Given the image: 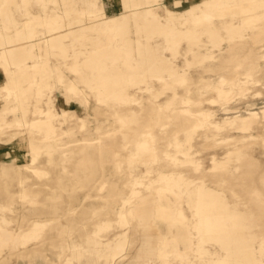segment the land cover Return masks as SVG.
Returning a JSON list of instances; mask_svg holds the SVG:
<instances>
[{"label":"rangeland","instance_id":"1","mask_svg":"<svg viewBox=\"0 0 264 264\" xmlns=\"http://www.w3.org/2000/svg\"><path fill=\"white\" fill-rule=\"evenodd\" d=\"M138 2L143 13L150 6L164 21L173 19L178 22L183 19L181 12L187 14L193 9L198 13L202 10L209 11L211 20L219 25L221 22L231 20V12L234 10L236 16L234 20L244 22L242 25L245 33L255 31L252 29L254 27L251 28L254 22H258V26L259 23L261 26L264 25V2L253 9H245L240 7V4H236L235 8H231L232 10L226 5L216 8L208 0H138ZM123 4L127 6V3L119 0H76V4L73 0H0V33L9 38H15V31L21 30L22 39L28 41L27 49L33 48L36 54L35 59L31 60L32 63L33 61H37L38 64L46 63L52 68L61 64L63 70L60 82L55 74L49 77L47 73H44L42 67L34 73L35 76L32 74L28 78H21L17 67L9 66V75H15L20 83V89L17 90L19 95L16 97L15 89L11 88L12 91L9 92L6 88L7 76L0 66V118L4 116L5 121L9 122L2 123L0 119V127H4L0 130V203L7 205L4 215L18 221L13 228L14 232L8 246L0 248V264H109V259L103 257L104 251L100 243L114 239L117 232H122L118 223H114L109 230L105 229L101 234H95L93 242H89L86 236H91L98 224L108 216H111L112 221L117 219L115 213L112 212L110 215L114 202L112 189L130 179L131 174L144 175L145 166L142 163L131 171L128 164V150L122 142L127 139L134 140L131 138L133 131L130 132V129L122 131V125L123 119H126L129 120L128 123L134 128L133 130L141 131L144 128L141 124H145L152 114L149 105L153 102L156 103L154 104L156 108H159L158 104H160L163 117H159V120L166 123L165 132L158 133L155 137L159 155L161 150L166 148L168 139L174 135L184 138L187 128L199 124L194 132L191 156L200 162V168L196 169L195 162L171 165L160 159L154 167L168 172L183 171L188 180H192L189 184L191 189L197 187L196 183L199 182H196L195 178L200 176L206 179V185L220 189L225 197H218L215 194L209 198L218 205L221 199H225L229 208H235L238 211L240 215L238 221L243 226L242 231L248 239L252 240L251 246L254 248L255 255L261 260L259 264H264V251H261V246H264V181H262L264 174L256 181L257 176L264 172V84L261 85V82L256 79L259 77L252 68L256 60L261 63L260 67H264V30L259 31L257 36L250 39L244 46L238 42L237 50L232 48L234 43L224 28L221 30L220 49L222 50L212 44L207 32L203 35L204 45L195 48L193 52H187L186 42L182 43L176 51L174 48L164 46L165 42L161 41V37H156L157 43L159 42L158 52H166L177 65V76L183 75L186 79H178L173 82L172 87L167 88H164L163 84L156 79L149 81V88L146 82L129 87L136 101L148 104L140 113L138 121H135L131 120L133 117L125 106L118 105L117 100L113 99L107 90H100L97 80H93L92 70L82 60L84 58L82 53L86 51L106 49L111 43L123 44L122 38L119 39L120 37L112 31L104 30L105 21L114 13L120 14ZM58 14L61 16L62 29L68 32L65 38L67 52L70 54L68 57L63 56L62 49L47 46L42 42L48 34L45 23L53 20ZM248 14L254 16L246 20L250 16H247ZM257 15L261 18L256 20ZM188 26H195V24L189 20ZM28 27L32 35H29ZM30 44L35 46L31 47ZM74 53H80V60L75 64L77 73L74 72L73 67H68L74 64ZM210 53L217 55V58L214 60L207 58L206 55ZM108 63L110 65L112 60L108 59ZM247 72L252 74L247 75ZM220 77L225 78V86L231 93L226 103L232 108L230 111L251 109L255 111L254 116L263 120V124L247 130H238L237 123H233L234 121L225 123L221 128L212 126L210 122L206 125L201 124L204 119L201 111L212 108L219 112L224 106L220 103L211 104L207 98L208 95L216 96L208 85L215 84ZM243 77L244 80L246 78L250 80L241 81L243 83L238 84V79ZM71 81L76 83L79 93L69 90ZM188 98L189 102H186ZM23 99L27 106L26 119L28 120L37 116L38 109H53L57 113L54 122L56 133L61 139L62 150L73 149L67 157L59 155V151H56L51 161L44 162L47 147H43L44 151L38 155L34 166L45 169L46 173L42 176L34 173L26 178L24 195L21 191H17L21 188L18 179L22 175L20 172L22 165L7 160L14 158L13 152L20 150L17 143L19 133L28 129L16 125L13 121L14 115L20 114ZM79 105H81L80 108ZM232 115L236 114H229V116ZM222 116H224L222 113L218 117L212 115L210 120L221 119ZM82 117L87 120L83 129L79 128ZM137 122H141L139 127L134 126ZM69 126H73L70 135L63 130ZM87 128L91 129L90 133L93 137H98L103 142L99 151L91 154L80 153L74 149L72 143H68L71 139L82 137L87 133ZM205 130L213 132L215 137L220 138L219 143H214L211 139L206 140L203 137ZM10 133H17V135L9 137ZM243 134L248 136L254 134L260 142L252 149H242V153L238 156L230 153L223 167H212V155L217 158L224 157L233 150V146L239 142ZM168 148L174 149L170 145ZM115 150L119 154L115 155ZM25 152L30 154L28 150ZM116 156L120 158L119 163L114 160ZM235 166L237 168L234 174L223 173L221 180H214L220 171H224L222 169ZM156 177V174L152 172L145 174V177L141 176V179L144 183H149ZM251 179H255V182L250 183ZM44 180L46 184H40ZM102 181H106L105 190L97 195L92 193L90 189L93 182L99 184ZM144 183L138 185L141 198L154 199V191L145 190ZM152 185L155 187L162 184L154 181ZM125 194L128 196L129 193L125 192ZM196 196L197 194L193 192V194L184 193L180 197H173L174 200H178L177 206L184 212V217L174 220L175 223L170 220L174 219L175 214L167 217L160 212L158 216H155L158 227L155 225L153 228L157 233L169 236L177 234L178 238L174 241L175 243L155 242L152 254L142 250L141 263L145 264L150 259L157 257L158 260L165 256L167 264H214L218 257L225 254L220 242L213 238L202 239V233L197 227L198 216L192 210ZM29 200L34 201L31 203H34L36 207L35 214L38 218L46 219L49 218L46 217L48 215L52 217L51 224L54 219L58 223L53 230L46 227L38 239H32L23 244L24 229L18 228L22 217L15 211L17 205L22 202L27 203ZM56 205L62 206L60 212L55 211ZM70 205L73 209H70ZM9 206L13 210H10ZM0 214H2L1 211ZM129 218L131 223L126 233L128 245L124 255L118 258L115 264H124L136 255L142 236L139 228L143 227L142 221L148 220L143 217L140 221L139 218H133L131 215ZM226 223L230 224V220L226 219ZM68 241H70L69 244H67ZM72 243L75 244V248L71 247ZM77 243L79 244L76 245ZM76 252L80 254L77 259ZM51 253L55 255L53 258L50 257ZM157 260L152 264H156Z\"/></svg>","mask_w":264,"mask_h":264},{"label":"bare ground","instance_id":"2","mask_svg":"<svg viewBox=\"0 0 264 264\" xmlns=\"http://www.w3.org/2000/svg\"><path fill=\"white\" fill-rule=\"evenodd\" d=\"M119 1H122L125 4L127 3V6L125 7L124 4V7L120 6V9L122 10L121 13H114L111 15L110 19L105 21L104 30L109 32L112 31L113 34L120 37L119 39L122 38V40H124L123 44L118 45L111 43L106 49L100 48L96 51H86L82 53L84 57L82 60L85 65L92 70V73L94 74L93 80H97L100 90H107L108 94L111 95L113 99L117 100L118 105L125 106L130 112L131 117H133L131 120L135 121H138L140 113L144 111L146 107L145 105L148 104L136 101V98H133V94L129 87L146 82L147 88H149V81H151V79H156L163 84L164 88H167L172 87L173 82L178 79H186L183 75L177 76V65L166 52H158L159 42L157 43V40L155 39L156 37H161V41L165 42V44H163L164 46L174 48L176 51H178L182 43L186 42L187 52H193L195 48L204 45L203 35L207 32L212 44L215 47H219V50H222L220 49L222 41L221 30L224 28L232 38L231 41L234 43L232 44V48L237 50L239 48L238 42H241L242 46H244L250 39H254L259 31L261 32L264 30V28H261L264 27V25L261 26L259 23L258 26V22H254L252 23L251 28L254 27L252 29L255 31H253V33H245L243 31L244 26L242 25L244 22L234 20L236 17L234 10L231 12V20L221 22L219 25L211 20V13L209 11L202 10L198 13L193 9L189 10L187 14L181 12L183 19L176 22V20L173 19L162 20L158 17V13L153 8H150V6H148L146 12L143 13L138 0ZM208 1H210L216 8L226 5L228 9L235 8L236 4H240V7L245 9H253L264 2V0ZM73 2L76 4V0H73ZM218 15L221 16L222 13H218ZM249 15L250 14L247 16ZM252 16L254 15H250L246 20H249ZM60 17L61 16L58 14L53 20L45 23L48 28V34L42 42L47 46L62 49L63 56L68 57L70 54L67 52L68 46L65 43V38L68 36V32L62 29ZM260 18L261 16L259 15L255 17L256 20ZM189 20H191L195 26H188ZM15 33V38H9L0 33V66L7 76V85L5 86L8 91L10 92L11 88L15 89L14 93L17 97L19 95L17 90L20 89V83L16 79V76L9 75V66L17 67L21 78H28L32 74L35 76L34 73L39 71L40 67H42V71L47 73L49 77H51L52 74H55L61 82L63 76L61 64H57L52 68L46 63L38 64L37 61H33L32 63L31 60L35 59L36 54L31 47H34L35 44H30L31 49H27L28 41L22 39V31L16 30ZM28 33L29 35H32L29 27ZM74 55V64L72 63L68 65L65 63V65H68L70 68L73 67L74 72L77 73L78 71L75 64L80 60V53H74ZM206 57L214 60L217 58V55L210 53L206 55ZM108 59L112 60L110 65ZM260 65L261 63L256 60L252 64V68L255 69L254 71L256 72L257 77H259L256 79L259 80L262 85L264 84V67H260ZM208 68L210 69V66ZM12 73H15V71H12ZM247 73V75L252 74L251 72ZM246 80L248 81L250 79L246 78ZM246 80H244V77L240 78L238 79V84L246 82ZM225 83V78L220 77L215 84L208 85L216 95L207 96L211 104L220 103L224 106L221 107L219 112L212 108L201 111L200 113L204 118L201 124L206 125L210 122L212 126L221 128L225 123L234 121L233 123H237L236 128L238 130H247L256 125L263 124V120L254 116L255 111H252L251 109L246 110H251L249 112L244 110L230 111L232 108L228 107L226 103L230 99L231 93L229 89L226 88ZM69 90H72L74 93H79V88L74 81L69 83ZM98 100H100L99 97ZM185 101L189 102V98ZM22 102L20 114L14 115L13 121L16 125L24 126L28 129L22 130L19 133L17 136V143L20 150L13 152L15 157L7 160L22 165V170L20 171L22 172V175L18 179L21 188L17 191H21L22 195H24V180L31 177L34 173L39 176L46 173L45 169L34 166V162L38 155L44 151L43 147H47L45 148L47 156L44 158V162L51 161L56 151H59V155L67 157L73 149H70L69 151L62 150L61 139L58 137L59 134L56 133V123L54 122L57 113L54 112L53 109H38L37 116L32 120H28L26 119L27 106L24 103V99ZM97 103L99 102L97 101ZM154 104L156 103L153 102L149 105L151 106L152 114H150L147 122L145 124L137 122L134 125L136 127H139L140 124L144 125V128L141 131L137 132L136 130H133L134 128L128 123L129 120L127 121L126 119H123L122 125V131L125 132L127 129H130V132L133 131V137L131 138L134 140L127 139L122 142V145L128 150V164H130L131 171H133L139 163H142L145 166L144 175L131 174L130 179L124 181L120 186L116 185L112 189L114 202L112 204L110 215L112 212L115 213L117 219L112 221L111 216H108V218L98 224L93 230L94 233L91 234V236H86V239L89 242H93L95 241V234H101L105 229L109 230L114 223H118L122 228V232H117L114 239H108L106 242H99L101 249L104 251L103 257L109 259V264H115V261L124 255L128 245L126 233L128 225L131 223L129 215L133 218H139L140 221L143 217H146L148 220L142 221L143 227H138L142 235L139 248L137 249L138 252L130 260L124 263L143 264L140 262V253L142 250L148 254H152L155 242L168 244L177 241L178 238L177 234L169 236L167 234L160 235L157 233L153 228V226H157L155 216H158L160 212H163L167 217H171L175 214L174 219H170L175 223L174 220L184 217V212L182 208L177 206L178 200H174L173 197L177 198L184 193L193 194V192H195L197 196L192 204V210L194 214L198 216L199 223L197 224V227L202 233L201 237L203 240L213 238L220 242L225 252L222 257L216 259L214 264H259L261 260L255 255L254 248L251 246L252 240L248 239L246 234H244L242 231L243 226L238 221L240 216L238 211L235 208H229L227 204L228 202L225 199H221L220 204L218 205L214 200L212 201L209 198L215 194L218 197H225L220 189L206 185V179L203 176L195 178L196 182L199 183H196L197 187L195 189H191L189 184L192 180H188L183 171L168 172L154 167V164L162 159L164 163L171 165L195 162L197 164L196 169L200 168V162L191 156V149L194 147V132L199 124L192 128H187V133L184 138L174 135L168 139L166 148L162 149L161 154L159 155L156 148L155 137L158 133L165 132L166 123L160 122L159 120V117H163L161 116L160 104H158L159 108H156ZM80 107L81 105H79V108ZM220 113L224 114L221 119L210 120L212 115L213 117H218ZM230 113H235L236 115L229 116ZM0 119L2 120V123H9L8 121H5L4 116ZM86 124V118L82 117L79 123V128L83 129ZM3 128L4 127H0V130ZM72 129L73 126H69L63 130L70 135ZM90 132H92L91 129L87 128V133L83 134L82 137L71 139L68 143H72L74 149L80 153H95L96 151H99L103 142L98 139V137H93ZM212 133L213 132H210L209 130H205L203 137L206 140L211 139L214 143H219L218 141L220 138L215 137ZM9 135V137H15L17 133H10ZM247 136L248 135L243 134L239 142L233 146V150L227 153L224 157L217 158L215 155H212L211 166L214 168L223 167L222 165L228 161L230 153H234L238 156L242 153V149H252L260 142V140L254 137V134ZM8 142H10V140ZM169 145L173 146L174 149H169ZM25 150L30 151V154L25 152ZM114 154L117 155L119 152L115 150ZM114 160L117 163L120 162V158L117 156ZM236 168L237 166L222 169V171H224H220L219 174H217L219 177L216 176L217 178L214 180H221L223 173L229 175L234 174ZM152 172H154L157 177L149 183H144L141 176L145 177V174L147 175ZM263 174L264 172L260 173L257 176L256 181ZM154 181H159L162 185L154 187L152 185ZM262 181H264V177L262 178ZM105 182L106 181H102L99 184H94L93 182L90 191L96 193V195L103 192L106 187ZM254 182L255 179L250 180V183ZM142 183H144L145 190L150 191L152 189L154 191V199L145 200L141 198V190L138 185H142ZM40 184H46V181H41ZM125 192L129 193L128 196H126ZM31 201L34 202L33 200ZM31 201L29 200L27 203L22 202L17 205L15 211V213H20V216L22 217L18 228L24 229V233L22 234L24 236V240L22 241L23 244L28 243L32 239H38L46 227L47 229L49 228L53 230L58 223L54 219V222L51 224L52 217L48 215H46V217L49 218L46 219L38 218V215L35 214L36 207ZM151 201L153 202L151 203ZM6 206V204L0 203V211L2 212V214H0V248H4L6 245L8 246V242L14 232L13 228L16 222H18L4 215L7 211ZM9 209L13 210L11 206H9ZM55 209L56 212H60L62 206L56 205ZM70 209H73L72 205H70ZM226 219L230 220V224L226 223ZM151 224L154 225L151 226ZM164 236L165 238H163ZM43 243H45V241ZM69 243L70 241L67 242V244ZM78 244L79 243L76 245ZM71 247L75 248V244L72 243ZM261 251H264V246H261ZM75 254L76 259L80 257L79 252H76ZM156 258L150 259V261L145 264H152V262L157 260ZM156 264H167L165 256L158 259Z\"/></svg>","mask_w":264,"mask_h":264},{"label":"crops","instance_id":"3","mask_svg":"<svg viewBox=\"0 0 264 264\" xmlns=\"http://www.w3.org/2000/svg\"><path fill=\"white\" fill-rule=\"evenodd\" d=\"M55 255H53L52 253L50 254V257L53 258ZM120 262H123V261H120Z\"/></svg>","mask_w":264,"mask_h":264}]
</instances>
